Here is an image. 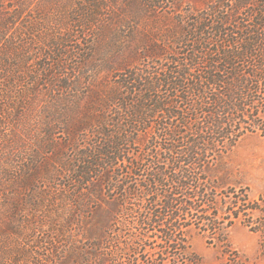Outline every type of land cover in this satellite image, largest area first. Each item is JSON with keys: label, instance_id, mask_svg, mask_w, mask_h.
<instances>
[{"label": "trees", "instance_id": "16d2710c", "mask_svg": "<svg viewBox=\"0 0 264 264\" xmlns=\"http://www.w3.org/2000/svg\"><path fill=\"white\" fill-rule=\"evenodd\" d=\"M121 1L119 15L112 16L125 27L173 0H88L93 10L80 14L77 23L82 28L95 24L100 4L105 9ZM8 13L0 42H9L3 37L19 14ZM137 58L139 63L115 71L110 83L102 79L96 87L89 85L81 108L65 97L69 106L64 110L66 103L53 98L59 110L55 116L65 114L69 141L64 147L74 153L70 159L54 150L51 157L70 178L68 206L86 221L100 203L113 208L103 239L93 244L100 249L99 262L177 264L181 259L190 264L183 255L191 228L208 243L222 245L237 221L264 235V199L225 189L209 174L241 139L264 132V0H214L195 14L176 12L161 37L140 45ZM3 68L9 74L18 65ZM11 78L20 82L18 74L12 72ZM52 87L68 92V99L76 88ZM46 127L51 136L54 126ZM86 136L93 145H80L78 139ZM136 144L142 149L133 153L130 147ZM47 145L52 148L53 140L47 139ZM42 163L34 164V173L46 167L43 173H50L49 162ZM256 213L262 222H253ZM132 250L134 257L126 259ZM137 250L145 253L141 263Z\"/></svg>", "mask_w": 264, "mask_h": 264}, {"label": "rangeland", "instance_id": "374dc122", "mask_svg": "<svg viewBox=\"0 0 264 264\" xmlns=\"http://www.w3.org/2000/svg\"><path fill=\"white\" fill-rule=\"evenodd\" d=\"M122 2L105 9L100 4L96 23L82 28L77 23L80 14L93 10L88 0H0V29L5 27L8 12H19L3 37L9 42H0V69L18 65L9 74L4 68L0 70V264H102L100 249L93 244L103 239L113 208L100 203L93 218L86 221L83 214L73 213L68 206L70 178L51 157L54 150L70 159L74 153L64 147L69 141L65 114L55 116L59 110L53 98L66 103L64 110L69 106L63 101L65 97L69 104L78 101L83 107L87 87H96L102 79L110 83L115 71L139 63L140 45L161 37L164 28L176 20V12L195 14L214 0H173L168 8L142 15L125 27L112 16L113 12L119 15ZM43 66L48 68L46 72ZM12 72L18 74L20 82H10ZM45 79L53 86L76 88L68 99V92H57ZM262 118L264 122V115ZM48 124L54 126L51 136L46 135ZM47 139L53 140L50 149ZM10 140L16 143L6 149ZM78 142L87 146L94 140L86 136ZM140 149L137 144L130 147L133 153ZM42 161L49 162L50 173H43L47 167L34 173L35 165L42 167ZM51 166L58 170H51ZM26 167L32 170L23 175L21 170ZM209 174L225 189L245 190L254 201L264 199V132L241 139L210 167ZM251 217L253 222L263 219L259 213ZM59 228L62 235L56 233ZM186 236L184 262L264 264V235L240 221L227 229L226 245L215 240L208 243L205 235L193 228ZM129 255L134 257L133 250L126 259ZM144 256L137 250L139 263ZM181 263L179 259L177 264Z\"/></svg>", "mask_w": 264, "mask_h": 264}]
</instances>
